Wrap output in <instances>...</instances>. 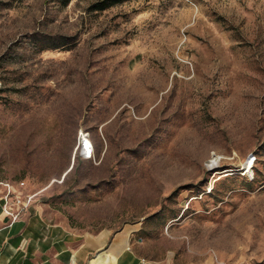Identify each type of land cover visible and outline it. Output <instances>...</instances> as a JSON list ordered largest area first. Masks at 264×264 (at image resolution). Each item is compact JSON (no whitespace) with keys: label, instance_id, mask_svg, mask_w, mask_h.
<instances>
[{"label":"rangeland","instance_id":"1","mask_svg":"<svg viewBox=\"0 0 264 264\" xmlns=\"http://www.w3.org/2000/svg\"><path fill=\"white\" fill-rule=\"evenodd\" d=\"M98 1L0 0V181L159 264H264V0Z\"/></svg>","mask_w":264,"mask_h":264},{"label":"crops","instance_id":"2","mask_svg":"<svg viewBox=\"0 0 264 264\" xmlns=\"http://www.w3.org/2000/svg\"><path fill=\"white\" fill-rule=\"evenodd\" d=\"M5 192L0 183V264H159L132 245L127 234L72 228L38 202L12 220L3 208Z\"/></svg>","mask_w":264,"mask_h":264},{"label":"built area","instance_id":"3","mask_svg":"<svg viewBox=\"0 0 264 264\" xmlns=\"http://www.w3.org/2000/svg\"><path fill=\"white\" fill-rule=\"evenodd\" d=\"M87 136V133H85ZM90 140V138L87 136ZM80 145L82 147V154L86 157H91L93 154V143L90 140L87 142V139H83L81 136ZM0 183L4 184L6 187L5 192V203H4V211L8 214L12 220L17 219L21 211L25 209L31 202L34 197V193H26L22 195L20 193V188L22 185L25 184L24 181L19 182L17 185L11 183L9 181H0Z\"/></svg>","mask_w":264,"mask_h":264},{"label":"trees","instance_id":"4","mask_svg":"<svg viewBox=\"0 0 264 264\" xmlns=\"http://www.w3.org/2000/svg\"><path fill=\"white\" fill-rule=\"evenodd\" d=\"M120 1L121 0H100L95 4V6H96V8L104 9V8H107L113 4L120 2Z\"/></svg>","mask_w":264,"mask_h":264}]
</instances>
